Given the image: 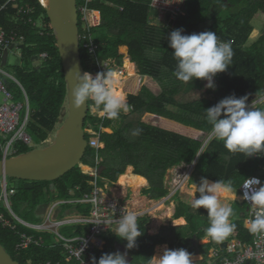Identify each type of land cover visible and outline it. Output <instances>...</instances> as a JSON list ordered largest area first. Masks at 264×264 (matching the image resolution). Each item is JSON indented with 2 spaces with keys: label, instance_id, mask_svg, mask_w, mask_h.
I'll list each match as a JSON object with an SVG mask.
<instances>
[{
  "label": "trees",
  "instance_id": "obj_1",
  "mask_svg": "<svg viewBox=\"0 0 264 264\" xmlns=\"http://www.w3.org/2000/svg\"><path fill=\"white\" fill-rule=\"evenodd\" d=\"M150 1L93 0L90 4V8L98 10L100 14L99 24L89 31L97 45V56L111 59L116 66H121L123 59L128 57L129 61L135 63L137 72L122 81V90L127 95L125 97L130 108L127 113L120 114V121L91 115L90 107L94 105L88 102L84 126L90 123L98 130L102 125L110 131H103L100 135L104 143L102 149L96 151L91 147L86 148L81 163L93 166L95 155L98 154L103 167L101 177L110 183L116 182L131 166L133 174L147 180L148 187L141 189V194L155 200L168 193L164 186L166 172L182 162H191L196 156L195 172L200 178L206 177L212 182L231 180L236 195L249 176H258L264 183V152L247 157L243 153L229 152L223 141L214 136L206 141L212 126L207 122L204 111L233 94L237 98L247 96V104L264 97V26L259 35L249 41L253 20L264 24V0H182L184 15L162 24L151 22ZM6 2L0 0V28L23 36L19 48L21 64L16 67V73L29 101L26 129L34 144L38 145L54 130L66 102L61 59L49 19L40 1L17 0L24 9L31 10L21 15H17L13 3ZM76 2L78 6L82 0ZM78 27L83 68L85 72L96 73L95 57L83 45L82 34L85 30L80 15ZM175 29H183L182 34L213 31L220 42L231 43V63L225 72L217 73L214 77V89L206 87V80L194 79L185 83L174 76L177 61L172 54L174 50L169 47L168 36ZM42 53L47 54L45 58L40 57ZM117 73L120 79L124 77ZM17 89L22 96L18 85ZM253 108L264 109V100ZM115 120L119 122L117 126L113 123ZM137 128L142 129V133L139 136L132 135ZM16 148V155L32 149L21 143H17ZM9 179L16 181L10 186L7 183L8 189L15 190L11 195L13 202L24 203L25 209L36 206L40 201L44 207L52 200L54 197L47 190L51 184L55 186L58 198L67 197L69 190L77 185L79 191H90V177L82 174L78 166L50 182ZM195 195L198 198L199 193ZM231 205L234 215L230 220L236 229L221 241L211 239L205 232L208 227L206 209H194L175 196L172 217H183L185 225H163L158 233L150 234V217L142 215L138 217L142 235L137 238L136 247L127 249L126 241L109 233L103 248L96 250L92 258L98 260L104 253L120 252L126 254L127 264H148L155 247L167 244L169 249L183 248L192 255H201V259L192 261V264H219L226 255L229 239L250 242L253 237L244 226L248 214L247 204L233 200ZM68 207L63 206L62 210ZM70 208L86 212L88 206L75 205ZM11 210L15 213L13 208ZM1 213L14 228L0 221V244L14 260L20 264H32L36 261L63 259L62 249L52 245L48 233L38 232L18 221L35 222L24 220L16 213L14 215L17 218H14L5 206L1 207ZM21 233L41 236L44 245L32 244L27 249L17 251L15 245ZM211 248L219 253L213 260L208 255Z\"/></svg>",
  "mask_w": 264,
  "mask_h": 264
},
{
  "label": "built area",
  "instance_id": "obj_2",
  "mask_svg": "<svg viewBox=\"0 0 264 264\" xmlns=\"http://www.w3.org/2000/svg\"><path fill=\"white\" fill-rule=\"evenodd\" d=\"M13 3V8L16 9L17 15L28 14L29 9H24L23 6L17 3V0H7L6 3ZM93 0H82V3L77 6L78 15L82 21V26L85 32L82 34L83 45L87 48L88 53L95 57V63L98 72H106L107 70H117L121 75L125 74L124 68H117L111 59H100L97 56V45L89 31L92 27H96L100 22V14L98 10L90 8ZM3 7V6H2ZM1 7V8H2ZM155 9L153 19L166 22V20H174L177 17L184 15L185 9L182 0H151L150 8ZM90 17V19H89ZM92 22V25L89 22ZM80 39V35H79ZM23 36L15 31H5L0 28V63L4 59V54L13 49L19 50L22 44ZM46 53L40 54L41 58L46 57ZM125 59V58H124ZM123 59V61H124ZM91 73L93 78L98 73ZM6 77L12 78L0 67V93L4 98L0 104V150L2 158L15 156L17 153L16 144L21 143L25 146H34L32 137L27 132L26 126L29 115V101L25 90L21 84L14 79L17 85L21 88L23 103L18 101L12 91L5 84ZM21 111L23 114L21 115ZM90 113L93 116L99 115V109L90 107ZM106 129V128H105ZM100 125L96 130L88 123L84 126V135H87V147L94 148L96 151L104 147V143L100 140V135L105 131ZM86 147V148H87ZM197 156L191 162H182L173 166L169 171V194L164 197L170 198L190 184L192 176L196 171ZM101 157L95 155L94 165L89 166L79 163L78 167L82 174L90 177V191H79L77 185L69 190V195L65 198H58L56 188L53 184L49 186L50 193L54 197L48 201L43 207L42 223L32 224L19 219L23 225L32 228L38 232L52 233L50 236L52 245H57L62 249L63 259L36 261L32 264H92V256L96 250H101L106 242V236L115 227L114 221L118 220L123 212L134 211L138 217L146 215L148 210H136L132 207L125 196L118 195L113 192L114 183H110L101 177ZM86 167V169H84ZM258 176H249L248 178ZM247 179V178H246ZM245 181V180H244ZM243 181V183H244ZM261 181V179H260ZM241 184V186L243 185ZM240 186V193L235 200L245 202L248 206V214L244 219V226L248 228V221L254 217L255 209L250 202L243 200L244 189ZM258 187V186H257ZM46 190V192H47ZM77 191L79 193L77 194ZM14 189H8L6 177H0V221L11 228H14L9 221L1 213V207L5 206L10 214L17 218L10 208L8 197L13 195ZM48 193V192H47ZM75 205H87L86 212H77ZM63 206H69L62 210ZM63 212V213H62ZM60 213H62L60 215ZM68 226L67 234L58 231V228ZM249 229V228H248ZM115 234V233H114ZM44 245L41 236L35 237L26 233H21L19 241L15 245L17 251L27 249L30 245ZM218 251L211 248L209 257L213 260L218 257ZM211 264H215L212 262ZM219 264H264V235L253 234L250 242L241 241L238 238L229 239L226 245V255Z\"/></svg>",
  "mask_w": 264,
  "mask_h": 264
},
{
  "label": "clouds",
  "instance_id": "obj_3",
  "mask_svg": "<svg viewBox=\"0 0 264 264\" xmlns=\"http://www.w3.org/2000/svg\"><path fill=\"white\" fill-rule=\"evenodd\" d=\"M183 31L175 29L168 36L169 47L174 50L172 54L177 61L174 76L185 83L194 79L206 80V87L214 89V77L217 73L225 72L231 63V43L220 42L213 31L182 34ZM75 80L77 82L71 89L75 108H81L91 101L99 109V115L107 119H118L121 112L129 110L126 97L119 91L120 76L116 71L98 72L94 78L91 73L85 72L82 76L77 75ZM247 100V96L237 98L234 94L229 95L204 111L207 122L212 126V135L223 141L229 152L251 157L264 152V109L253 108L247 104ZM142 131L137 128L132 135L139 136ZM241 187L244 189L241 198L250 202L255 209L254 217L247 222L249 231L264 235V183L252 177L245 179ZM192 191L190 206L207 210L208 227L205 232L208 237L221 241L235 231L236 225L230 220L234 215L233 207L222 199L232 196L231 180L210 182L206 177H201L199 184L193 182ZM196 193H199L198 198ZM114 223L111 231L127 242L126 248L136 247L137 238L142 235L138 214L134 211L123 212ZM192 261V254L186 249L163 246L148 259V264H192ZM92 264H127L126 254L104 253L98 260L93 257Z\"/></svg>",
  "mask_w": 264,
  "mask_h": 264
},
{
  "label": "water",
  "instance_id": "obj_4",
  "mask_svg": "<svg viewBox=\"0 0 264 264\" xmlns=\"http://www.w3.org/2000/svg\"><path fill=\"white\" fill-rule=\"evenodd\" d=\"M49 19L61 59L66 86V111L62 123L55 131L53 141L42 148H34L15 156L0 159V177L29 181H54L78 166L85 153L87 140L84 119L87 102L81 108L72 103L71 89L75 77L83 75L80 57L78 12L76 0H39ZM155 13L154 8H150ZM103 167L101 168V171ZM0 264H20L0 244Z\"/></svg>",
  "mask_w": 264,
  "mask_h": 264
},
{
  "label": "rangeland",
  "instance_id": "obj_5",
  "mask_svg": "<svg viewBox=\"0 0 264 264\" xmlns=\"http://www.w3.org/2000/svg\"><path fill=\"white\" fill-rule=\"evenodd\" d=\"M153 16H155V18H157V15H155L154 13H151V22L152 23H161L162 24V21H160V20H155V19H153ZM89 19H90V17H89ZM39 22V24L41 25V20H39L38 21ZM94 21H90L89 23L92 25V23H93ZM257 25V24H256ZM258 33L257 32H252L251 33V35H250V38H249V41H252V40H254L255 38H256V35H257ZM20 51L19 50H17V49H13L12 51H8V52H6L5 54H4V59L2 60V62L0 63V67L8 74V75H10L12 78H9V77H6V79H5V84H6V86H8V89L10 90V91H12V93H14V95L16 96V99L18 100V101H20V102H22L23 103V97L18 93V89H17V83L14 81V79H16L17 81H18V79H17V77H18V75H17V73H16V67H19L20 66V64H21V62H20ZM115 67H117V68H123V63H122V65L121 66H115ZM118 70V69H117ZM117 70H115V71H117ZM118 72V71H117ZM137 71H135V73H136ZM125 75V74H124ZM123 75V76H124ZM123 79H124V77L121 79V81H123ZM19 82V81H18ZM121 90H122V85H121ZM122 92H123V90H122ZM124 94V96H127V95H125L126 93H123ZM3 98H4V96H3V94L2 93H0V104L2 103V101H3ZM262 100H264V98H257V99H255L254 101H252L251 103H249L248 105H251L252 107H254L255 106V104H257V103H259V102H261ZM63 107H65L66 108V102L64 103V105H63ZM128 112V111H127ZM127 112H121V113H123V114H125V113H127ZM23 114V111H21V115ZM65 115H66V111L63 113V114H61L60 115V119H59V121H58V123L55 125V128H54V130L49 134V136H48V138L46 139V140H44L42 143H40V144H38V145H34V146H32V149L33 148H42V147H44V146H46V145H48L49 143H51L52 141H53V138H54V135H55V131H56V129L59 127V125L62 123V121H63V118L65 117ZM118 121H120L119 119H117ZM117 120H115L113 123H114V125H118L119 124V122L117 121ZM105 129V128H104ZM105 131H110L109 129H105ZM213 135H212V133L210 134V136H209V139L212 137ZM87 136L85 135V138H86ZM0 139H1V137H0ZM33 141V140H32ZM204 145H205V143H204ZM204 145H203V147H204ZM202 147V148H203ZM132 169V168H131ZM130 170V169H129ZM171 170V169H170ZM170 170H168V172H166V174H165V178H164V186L166 187V189H167V191L169 190L168 188H169V179H168V177H169V171ZM196 173V172H195ZM123 175V174H122ZM136 175V174H135ZM195 175H197V173L195 174ZM121 177V176H120ZM119 177V178H120ZM119 178H118V180H119ZM194 178H197L196 176L194 177ZM194 178L190 181V184H191V182H192V184H193V180H194ZM6 180H8L7 181V183H8V185L10 186L13 182L14 183H16V181H11V179H9V177H7L6 178ZM117 180V181H118ZM196 181H197V183H199V181H200V178H199V176H198V178L196 179ZM118 183V182H117ZM145 184H146V182L145 183H143L142 184V186H145ZM141 186V187H142ZM148 187V186H147ZM146 187V188H147ZM186 187H188V186H186ZM186 187H184L183 189H185ZM145 188V187H144ZM143 189V188H142ZM128 192H129V196H130V199H131V196H133V197H136V199H139V197L141 198V196H143L142 194H141V190L140 189H138V190H136V191H132V189L130 188V189H128ZM168 194H169V191H168ZM192 195H193V191H192V187H189V188H187V189H185V190H183L182 192H179L176 196H178L181 200H183L184 202H186V203H189V201L192 199ZM234 196H237L236 194H234ZM223 200H225V201H227V202H229V201H231V199H235L234 197H232V198H229V199H225V198H222ZM145 200H142V202H139L138 203V205H135L133 208L134 209H136V210H140V211H143V210H148L147 211V213H146V215H151L152 214V211H154V209H153V207H150L149 205H146V204H144V203H146V202H144ZM174 201H175V198H174ZM8 202L10 203V205L12 206L11 207V209L13 208V210L15 211V213L19 216V217H21L22 219H24V220H27V221H29V222H35L34 224H38V223H42V221H43V216H44V213H43V209L41 210V206L42 205H44V203H42V201H40V202H37L36 203V206H33L32 208H30V209H28V208H26L25 209V207H24V203H22V202H19V203H17V204H15L14 202H13V199L11 198V196H9L8 197ZM232 202V201H231ZM230 203V202H229ZM190 204V203H189ZM26 206V205H25ZM43 207V206H42ZM149 208L151 209L152 208V211L151 210H149ZM14 213V214H15ZM15 214V215H16ZM153 215V214H152ZM14 217V216H13ZM150 217V216H149ZM15 218V217H14ZM16 222H17V219H16ZM19 222V221H18ZM149 226V225H148ZM149 228V227H148ZM58 231L59 232H61V233H64V234H67V232L69 231V227L68 226H63V227H61V228H58ZM50 236H53V234L52 233H48ZM157 246H156V248L154 249V254L153 255H155V254H157ZM194 259H196L195 257H193V261H195Z\"/></svg>",
  "mask_w": 264,
  "mask_h": 264
},
{
  "label": "crops",
  "instance_id": "obj_6",
  "mask_svg": "<svg viewBox=\"0 0 264 264\" xmlns=\"http://www.w3.org/2000/svg\"><path fill=\"white\" fill-rule=\"evenodd\" d=\"M252 23H253V26H254L252 32H257L258 33L256 35V37H257L259 35V33H260V30L264 26V24H263V22H261L259 20H253ZM126 63H129V64L133 65L134 66L133 67V70L130 71L128 69H125V68H130L129 66H127ZM123 68H124V71H125V75H130V74L134 73L135 71H137V68H136L135 63L129 61V58L128 57H126L124 59V61H123ZM121 85H122V81H121ZM131 168L132 167L129 166V168L127 167L126 170H129L130 169V171L132 172V169ZM195 174L192 176L191 180L195 176L198 178L199 175L198 174L195 175ZM197 178H194V180H193L194 183H197V181H196ZM199 178H200V176H199ZM145 181H146V185L140 187L139 188L140 190L142 188H144V187L146 188L148 186V183H147V180L146 179H145ZM117 182L118 181L114 182L113 192L116 193V194H118V195L125 196L126 199L129 201V203L132 205V207H134L135 205H138V203L139 202H142V200H145L144 202H146V203H144V204L149 205L150 207H153L154 211H152V208L151 209L149 208V210L152 211V214L153 215L152 214L149 215L150 216V221H149V224H148L149 225L148 226L149 227L148 228V233H150V234H156V233H158L160 227L163 226V225H168V224H171V225H174V226L185 225L186 221H185V219L183 217H180V218H177V219H173V217H172V215L174 213V210H175V201H174V198H175V196L178 193L176 195L170 197V198H165L164 199V197H163V198L158 199V200L157 199L156 200L155 199H150L148 196H145V195L141 196V198L139 197V199H136V197L131 196V199H130V196L128 195L129 194L128 189H130V187H128V186H120V185L117 184ZM210 182H212V181H210ZM197 184H199V183H197ZM189 187H192V183L189 184L188 187H186L185 189H187ZM185 189H182V191L185 190ZM232 194H233V197L236 199L237 197L234 196V193H232ZM225 199H229V198H225ZM235 199H231V201H233ZM231 201H229V202L231 203ZM157 246L159 248H162L163 246H167V244H161V245H157ZM160 246H162V247H160ZM192 256L196 258V259H194L195 261L201 259V255H192Z\"/></svg>",
  "mask_w": 264,
  "mask_h": 264
},
{
  "label": "bare ground",
  "instance_id": "obj_7",
  "mask_svg": "<svg viewBox=\"0 0 264 264\" xmlns=\"http://www.w3.org/2000/svg\"><path fill=\"white\" fill-rule=\"evenodd\" d=\"M41 1H43V0H41ZM127 64V66H129L130 68H125V69H128V70H133V65H131V64H129V63H126ZM113 71H115V70H113ZM127 76H129V75H124V78H126ZM119 91H121L122 92V90H121V79H120V83H119ZM123 93V92H122ZM129 168V167H128ZM84 169H86V167H84ZM146 181H145V179L144 178H142V177H139V176H137V175H135V174H133L130 170H126L125 171V173L123 174V175H121V177L119 178V180H118V185H120V186H128V187H130L131 189H132V191L134 192V191H136V190H138L141 186H142V184L143 183H145ZM146 185V184H145ZM124 188V187H123ZM231 197H233V194H232V196ZM222 198H229V197H222ZM160 247H162V246H160ZM162 248H159L158 246H157V251H159V250H161Z\"/></svg>",
  "mask_w": 264,
  "mask_h": 264
}]
</instances>
